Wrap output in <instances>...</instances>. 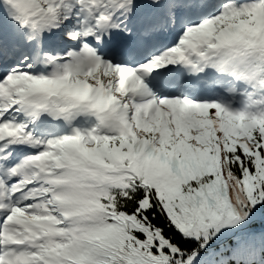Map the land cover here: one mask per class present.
<instances>
[{
    "label": "snow or ice",
    "instance_id": "snow-or-ice-1",
    "mask_svg": "<svg viewBox=\"0 0 264 264\" xmlns=\"http://www.w3.org/2000/svg\"><path fill=\"white\" fill-rule=\"evenodd\" d=\"M0 264H264V0H0Z\"/></svg>",
    "mask_w": 264,
    "mask_h": 264
}]
</instances>
